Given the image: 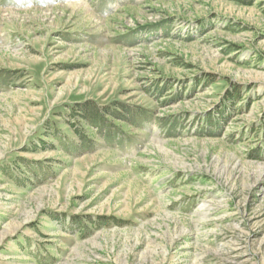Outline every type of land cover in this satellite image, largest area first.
I'll list each match as a JSON object with an SVG mask.
<instances>
[{
	"label": "rangeland",
	"instance_id": "obj_1",
	"mask_svg": "<svg viewBox=\"0 0 264 264\" xmlns=\"http://www.w3.org/2000/svg\"><path fill=\"white\" fill-rule=\"evenodd\" d=\"M0 264H264V0H0Z\"/></svg>",
	"mask_w": 264,
	"mask_h": 264
},
{
	"label": "bare ground",
	"instance_id": "obj_2",
	"mask_svg": "<svg viewBox=\"0 0 264 264\" xmlns=\"http://www.w3.org/2000/svg\"><path fill=\"white\" fill-rule=\"evenodd\" d=\"M12 209H14V207H11Z\"/></svg>",
	"mask_w": 264,
	"mask_h": 264
}]
</instances>
